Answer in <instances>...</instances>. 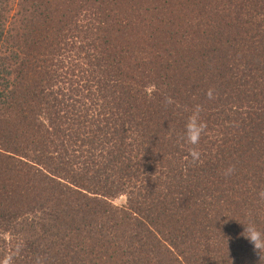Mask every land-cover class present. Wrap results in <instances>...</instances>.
Segmentation results:
<instances>
[{
    "label": "trees",
    "instance_id": "trees-1",
    "mask_svg": "<svg viewBox=\"0 0 264 264\" xmlns=\"http://www.w3.org/2000/svg\"><path fill=\"white\" fill-rule=\"evenodd\" d=\"M261 191L264 0H0V264H264Z\"/></svg>",
    "mask_w": 264,
    "mask_h": 264
},
{
    "label": "clouds",
    "instance_id": "clouds-1",
    "mask_svg": "<svg viewBox=\"0 0 264 264\" xmlns=\"http://www.w3.org/2000/svg\"><path fill=\"white\" fill-rule=\"evenodd\" d=\"M209 99H212V92L209 90V92L206 94ZM166 104L173 103L172 99L170 97L165 98ZM202 111L201 106L197 105L195 106L192 114L188 117L184 132H183V139L186 140L187 143L191 145H198L202 133L206 129V123L201 120L200 113ZM188 156L191 157V161L193 163H198L200 161L201 153L196 149L192 148L189 150ZM186 157L185 159H187ZM234 167L229 166V168L225 169L224 175L228 176L231 175L234 172ZM259 196L264 199V191H261L259 193ZM244 237L253 245V248L255 250H258L260 253L262 250H264V233L259 231L255 224L249 223L247 225H244ZM8 264H11V258H8Z\"/></svg>",
    "mask_w": 264,
    "mask_h": 264
},
{
    "label": "rangeland",
    "instance_id": "rangeland-1",
    "mask_svg": "<svg viewBox=\"0 0 264 264\" xmlns=\"http://www.w3.org/2000/svg\"><path fill=\"white\" fill-rule=\"evenodd\" d=\"M113 203L116 205H121L125 203V196H119L113 200Z\"/></svg>",
    "mask_w": 264,
    "mask_h": 264
}]
</instances>
